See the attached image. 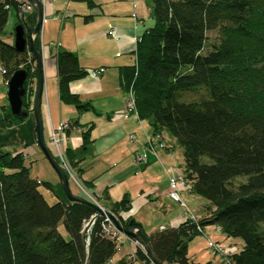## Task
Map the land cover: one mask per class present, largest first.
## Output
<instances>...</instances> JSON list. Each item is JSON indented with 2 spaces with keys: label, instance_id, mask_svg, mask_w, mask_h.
I'll list each match as a JSON object with an SVG mask.
<instances>
[{
  "label": "trees",
  "instance_id": "1",
  "mask_svg": "<svg viewBox=\"0 0 264 264\" xmlns=\"http://www.w3.org/2000/svg\"><path fill=\"white\" fill-rule=\"evenodd\" d=\"M148 1L153 24L138 38L132 63L123 69L124 88L138 119L147 121L154 134L166 130L182 149L191 192L209 207L196 223L149 236L130 218H119L120 224L139 228L160 264H200L187 253L197 226H214L242 241L218 264H264V0ZM8 11L0 7V34ZM209 32L217 35L210 45ZM207 46L211 50L203 53ZM35 48L40 49L37 38ZM55 59L61 101L88 111L89 103L69 92V83L86 72L70 52H58ZM34 62L28 51L19 53L0 40L4 81L26 71L22 106L28 112ZM200 88L207 98L178 101L179 93ZM9 125L0 120V127ZM84 129L82 148L90 143V128ZM66 156L72 162L69 151ZM25 160L21 152L11 154L0 146V264H114L117 247L103 235L101 216L87 233L83 223L96 214L91 208L68 203L63 194L49 205L39 188L54 194L53 185L31 177ZM241 176L248 181L235 185ZM128 209L122 199L109 212L120 217ZM135 256L138 264H150L139 249ZM126 258L116 264H130Z\"/></svg>",
  "mask_w": 264,
  "mask_h": 264
},
{
  "label": "crops",
  "instance_id": "2",
  "mask_svg": "<svg viewBox=\"0 0 264 264\" xmlns=\"http://www.w3.org/2000/svg\"><path fill=\"white\" fill-rule=\"evenodd\" d=\"M150 13L148 0H55L44 6V23L36 37L44 47L41 116L47 132L46 146L49 149L51 144L50 131L58 135L60 125H67L64 151H69L70 163L88 192L100 199L106 211L126 199L129 209L121 213L140 225L147 236L182 223L180 205L168 196V170L181 171L184 166L182 149L170 135L160 131L165 149H159L153 141L154 151L149 152L144 147L147 137L154 135L149 123L123 113L128 100L123 69L132 63L135 40L153 24ZM112 28L119 33L117 40L108 35ZM61 51L72 53L86 72L69 83V92L81 103H89L88 111L77 110L60 99L55 57ZM92 71L98 74L93 76ZM86 127L90 128V143L82 148L81 133ZM138 155L144 156V164L136 162ZM54 194L56 201L59 195ZM180 197L195 216L205 215L209 207L206 200L185 188L180 189ZM209 227L214 231V226ZM128 252L114 257L111 263L127 257Z\"/></svg>",
  "mask_w": 264,
  "mask_h": 264
},
{
  "label": "rangeland",
  "instance_id": "3",
  "mask_svg": "<svg viewBox=\"0 0 264 264\" xmlns=\"http://www.w3.org/2000/svg\"><path fill=\"white\" fill-rule=\"evenodd\" d=\"M25 22L27 25H33L35 23V13H28L24 15ZM18 19L15 14V11L13 9H10L8 11V16H7V21L6 24L3 28V32L0 34V40H2L5 43H13V36H14V30L15 27L17 26ZM208 36V44H213L216 41V33L215 32H209L207 34ZM210 47H205L203 50V53H206L210 51ZM30 54V53H29ZM1 67V66H0ZM33 97V96H32ZM31 97V99H32ZM208 95L205 92L204 88H200L199 90H192V91H186L179 93L177 95V99L180 102L183 103H190L192 101L196 100H202L207 98ZM31 107V104H30ZM30 110V108H29ZM31 112V111H29ZM42 117V116H41ZM42 124L44 125L43 127V138H46V128H45V121L44 118H42ZM0 120H6L7 122L10 123L8 127H0V146L7 152L14 154L18 153L20 151L23 152V154L26 156L25 160V165L30 169V176L34 177L40 181H45L49 182L53 185V189L57 195L61 196L62 195V190L61 186L59 184V179L58 176L56 175L55 171L52 169L48 161L45 159L43 156V153L41 150L38 148L35 142V136H34V128H35V119L34 115L31 113L27 119L24 121H20L18 119H15L9 108L8 100H7V85L4 82V77L0 74ZM66 131V130H65ZM166 135H170L166 130ZM158 135V134H156ZM159 140H155L157 147H158V141L162 144L161 148L159 149H165V145L162 141V138L160 135ZM51 137V132L49 139ZM172 137V136H170ZM150 137H147V139ZM146 139V142H147ZM175 141V140H173ZM145 142V143H146ZM51 143V142H50ZM176 143V142H175ZM178 146V145H177ZM50 148H53L52 144L49 146ZM147 151L150 152V149L144 146ZM179 147V146H178ZM178 149H181L180 147ZM146 150L144 151L145 153L147 152ZM53 153H54V158H55V151L53 148ZM141 156V155H139ZM56 159V158H55ZM57 160V159H56ZM181 171L178 169H169L168 170V188H169V178L172 176H177L180 175L181 177H184V184H177L178 186V191H179V200L180 202H177L181 209H182V223L183 222H193L196 223L198 221L197 216L193 214L192 211L187 207V205L183 202V200L180 197V189L185 188L186 191L191 192V184L186 180V176L184 175V166L180 167ZM65 173V172H64ZM165 173L167 174V170H165ZM66 174V173H65ZM175 174V175H173ZM183 174V175H182ZM67 176V175H66ZM67 179H70L67 177ZM77 179L80 180L78 177ZM69 181V180H68ZM81 181V180H80ZM79 181V182H80ZM248 181V177L246 176H241L237 177L234 179V184H244ZM82 183V182H81ZM69 188L73 195L82 197L90 202H93L90 198H88L83 192L79 190V188L72 182L69 181ZM39 192L43 195L45 198L46 202L51 205L54 202V196L46 189L43 187L39 188ZM192 193V192H191ZM96 205H98L100 208H102L104 211H106L99 203V201L96 199V202H93ZM109 212V211H108ZM207 215V211L205 212ZM97 215V214H96ZM113 216L114 214L111 213ZM101 216V215H99ZM116 216V215H115ZM102 218L104 217L103 215L101 216ZM203 218V217H201ZM113 219L115 220L114 216ZM112 224L113 221L109 219ZM116 221V220H115ZM117 222V221H116ZM118 223V222H117ZM178 227V226H177ZM59 232L63 235L66 236L63 226L60 225L58 227ZM196 230L198 232V235H196L193 240H191V245L188 249V255L191 257V260L194 261L195 263H200L204 264L208 261H212L215 263H221L225 258H229L231 255L229 254L230 251L236 252L238 251L243 243L241 240L237 239L236 241L231 240L233 238H227L221 230L218 228L214 227V231H211V227H207L205 229L204 227H196ZM210 230V231H209ZM222 238V239H220ZM210 241L213 245L216 246V248H219L221 250V253L218 254L215 251L212 252L210 249H208L207 242ZM128 252L127 246H122L117 252L116 255L114 256L115 258L120 257L124 253ZM125 253V254H126ZM130 252H128L127 255H129ZM225 254V255H224ZM229 254V255H228ZM113 257V260H114ZM215 257V259H213ZM214 260V261H213Z\"/></svg>",
  "mask_w": 264,
  "mask_h": 264
},
{
  "label": "water",
  "instance_id": "4",
  "mask_svg": "<svg viewBox=\"0 0 264 264\" xmlns=\"http://www.w3.org/2000/svg\"><path fill=\"white\" fill-rule=\"evenodd\" d=\"M29 2L36 13V21L33 26L25 28L23 25L19 24L15 27L14 36H13V49L19 53L28 51L34 57V67H35V80L33 87V100L31 102L30 110L34 115L35 119V128L34 136L35 142L38 148L43 153V156L48 161L52 169L55 171L59 179V184L61 186L62 194L65 200L71 204H79L91 208L97 215H103L108 217L113 221L115 226L122 231L123 234L129 236L140 243L147 254L151 258L153 264H160L153 257L148 245L144 243L138 235L139 228L135 226H130L129 228H121L118 223L113 219V216L110 212L104 211L98 205L93 202H90L82 197L75 196L69 188V181L66 174L60 168L57 160L52 155L51 151L45 144L43 138V124L41 117V103H42V93H43V76H42V54L41 51L35 48V39L40 30L43 18V7L39 0H26ZM26 82V71L18 70L14 72L10 78L7 80V100L10 108V112L13 117L24 121L28 118L29 112L23 110L22 98L25 96L26 91L24 84Z\"/></svg>",
  "mask_w": 264,
  "mask_h": 264
},
{
  "label": "built area",
  "instance_id": "5",
  "mask_svg": "<svg viewBox=\"0 0 264 264\" xmlns=\"http://www.w3.org/2000/svg\"><path fill=\"white\" fill-rule=\"evenodd\" d=\"M39 1L41 3L42 7L44 8L45 5L52 3L55 0H39ZM0 7H2L5 10L13 9L15 11L17 19L21 25H26L24 15L31 13L34 10L33 6L29 2H27L26 0H0ZM42 23H44V19L42 20ZM108 35L113 37V39H115V40L120 38L119 33L114 28H112L108 31ZM136 42H137V40H135V44H136ZM43 48H44L43 45L40 44V50L39 51H41V53L43 52ZM134 48H135V46H134ZM1 71L2 70L0 69V72ZM97 74H98V71H92L93 76H96ZM32 96H33V94H32ZM32 100H33V97H32V99H30V102H32ZM123 113L126 116L133 114L137 117V113L135 112V109L133 106V100H132V97L130 94H128V100L126 102ZM66 129H67V125L61 124L59 127L60 133L58 135H56L54 133V131H50L51 132L50 142L54 148L57 162H58L60 168L66 173L67 177L70 178L68 180L72 181L79 188V190L81 192H83L93 202H96V199L92 196V194H90L88 192V190L84 188L81 181L79 179H77L78 175L67 159V156H66V153H65L64 147H63L64 132ZM155 140L160 141V137L156 134H154L153 136H151L150 138L147 139L146 147H148L151 152L154 151L153 141H155ZM159 141L157 142L158 148H161L162 144ZM136 162L144 164L145 163L144 156L138 155L136 157ZM173 175H175V174H173ZM184 182H185L184 177L183 176L181 177L180 175L172 176L171 178H169L168 196L170 197L171 200H173L176 203L180 202L177 184L179 183L182 185V184H184ZM185 188H188V187H185ZM113 216H114L115 220L118 222V225L121 228H123L120 224L119 218H121L122 220H126V219H128V217H126L122 213L119 215L120 217L115 216V215H113ZM98 217L99 216L95 214V215H92L87 221H84L83 228L86 230L87 233H89L91 228L93 227V225L96 224ZM102 219L103 220L101 221V228H102L103 235L106 238L115 242L116 247H117V251L124 245L129 248L130 254L127 255V258H126L127 261H129L130 263L136 262L135 251L137 249H139L145 256H147L149 263L153 264L149 255L147 254L146 250L144 249V247L140 243H138L133 238L123 234L122 231H120V229H118L114 223L112 224V222L109 220L108 217L104 216ZM207 246H208V249H210L212 252L215 251L218 254L221 253V250L219 248H216V246L213 245L210 241L207 242ZM233 253H235V252H232V251L229 252L230 255Z\"/></svg>",
  "mask_w": 264,
  "mask_h": 264
},
{
  "label": "bare ground",
  "instance_id": "6",
  "mask_svg": "<svg viewBox=\"0 0 264 264\" xmlns=\"http://www.w3.org/2000/svg\"><path fill=\"white\" fill-rule=\"evenodd\" d=\"M34 64H35V62H34ZM198 227V226H197ZM151 259V258H150Z\"/></svg>",
  "mask_w": 264,
  "mask_h": 264
},
{
  "label": "clouds",
  "instance_id": "7",
  "mask_svg": "<svg viewBox=\"0 0 264 264\" xmlns=\"http://www.w3.org/2000/svg\"><path fill=\"white\" fill-rule=\"evenodd\" d=\"M33 86V85H32ZM32 89H33V87H32ZM126 229V228H125Z\"/></svg>",
  "mask_w": 264,
  "mask_h": 264
}]
</instances>
